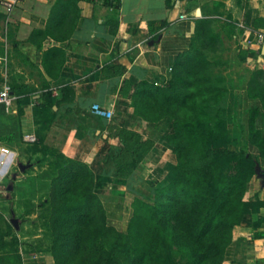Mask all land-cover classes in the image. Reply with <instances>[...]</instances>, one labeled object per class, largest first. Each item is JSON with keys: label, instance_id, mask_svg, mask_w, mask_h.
Instances as JSON below:
<instances>
[{"label": "crops", "instance_id": "obj_1", "mask_svg": "<svg viewBox=\"0 0 264 264\" xmlns=\"http://www.w3.org/2000/svg\"><path fill=\"white\" fill-rule=\"evenodd\" d=\"M119 1L116 8L106 0H80L74 22L66 19L76 10L67 0H21L10 14L0 6V56H10L12 81L36 92L27 102L20 99L32 93H17L10 110L0 108V147L13 151L0 162L5 161L6 169L12 163L14 134L26 140L42 138L92 168L94 191L107 222L122 228L136 197L164 180L177 163L166 139L172 130L170 116L151 121L137 114L138 85H159L170 76L191 48L198 20L216 16V6L226 14L221 17L229 22L226 40L231 42L222 105L238 136L264 140V92L252 81L255 72L263 69L264 45L258 33L264 31V0ZM48 28L54 32L60 28L61 40L36 35ZM54 49L58 52L48 56ZM47 88L60 102L42 129L36 122V107ZM97 105L111 115L98 114ZM114 124L135 130L142 140H153L152 148L137 157L135 171L124 179L118 177L114 160L121 149ZM260 155L259 169L244 196L255 207L238 226L226 264H264V237L251 236L264 229V205L258 204L264 203V178L259 174L264 172V148ZM23 262L55 264V259L51 253H41L26 255Z\"/></svg>", "mask_w": 264, "mask_h": 264}, {"label": "rangeland", "instance_id": "obj_2", "mask_svg": "<svg viewBox=\"0 0 264 264\" xmlns=\"http://www.w3.org/2000/svg\"><path fill=\"white\" fill-rule=\"evenodd\" d=\"M79 1L71 4L76 10L67 21L77 19ZM213 9L216 16H204L197 22L201 33L192 56L186 57L160 87L170 89V82L178 75L177 85L188 93L195 92L200 100L215 92L206 96L210 86L223 84L231 44L226 40V31L230 26L226 17H221L222 13L226 15L224 11L219 6ZM5 57L0 62L1 87L6 81L5 72L11 86L14 83L10 56L7 53ZM204 66L212 77L209 81L202 74ZM184 79L190 82L186 88ZM211 80L214 84H209ZM160 97L163 98L161 93ZM172 99L179 104L175 96ZM186 104L191 107L189 102ZM184 109L179 104V109L171 111L172 133L177 120V132L183 130L181 120L187 118ZM189 114L195 115V112ZM42 117L38 116L39 126ZM12 138L10 147L15 150L12 163L6 169L5 161L0 162V264H24L26 255L41 253H51L55 264H214L215 252L209 245L225 232L228 214L220 209L210 212L213 224L201 233L209 200H202L199 194L196 197L195 187H188L183 179L162 187L145 200L136 197L129 209L127 224L117 228L107 222L92 187L94 171L88 164L45 147L37 139L26 140L19 134ZM176 139L180 140V135ZM21 165L25 168L21 169ZM176 168L177 165L165 178L168 182L178 175ZM198 183L196 178L192 179L196 188ZM12 218L17 219L19 228ZM230 221L234 224L231 234L234 241L238 224L235 216ZM226 262L227 258L223 257L220 264Z\"/></svg>", "mask_w": 264, "mask_h": 264}, {"label": "trees", "instance_id": "obj_3", "mask_svg": "<svg viewBox=\"0 0 264 264\" xmlns=\"http://www.w3.org/2000/svg\"><path fill=\"white\" fill-rule=\"evenodd\" d=\"M67 2L74 3L77 2V0H67ZM106 2L114 5L116 8L120 3L119 0H106ZM48 29L49 30L46 32L37 31L36 35L45 33L61 40L60 30L54 32L51 28ZM200 33L201 28H198L197 25L191 48L179 59L172 71L179 68V65L184 63L186 57L192 56V50L194 46H196ZM57 52L58 50L54 49L48 56L54 55ZM43 65L48 71V74L53 76V73L50 72L48 63L44 61ZM202 74L205 75L207 80L212 79V77L208 75L207 66L203 67ZM177 77L178 75L170 82V89L160 87L158 84L150 82H143L138 85L137 94L134 99V108L137 114L143 116L147 120L157 121L163 116H170L171 111L173 112L179 109L180 104L182 108H185L184 110L187 118L181 120L183 121V130H178L177 132V125L179 126V120H177L178 122L175 121L173 124L175 131L166 135V139L172 146L177 159L176 169L178 175L172 182H168L167 179H164L160 182L152 183L150 188L145 191V194L138 195L137 198L145 200L144 198L146 197L156 195L162 187L166 185L169 187L168 185L170 183H172V185L177 184L178 181H182L183 179L187 182L188 187H195L196 192H198L196 193V197L199 194L202 200H209L208 212L205 213L203 218L205 225L201 228V233L205 228L213 224L209 218L210 212H215L218 209H220V211H226L228 214L226 230L220 237H216L209 245V248L213 249L215 252L214 264H220L223 257L225 259L227 258L234 242L231 239L232 228L234 226L230 221L231 217H236V222L239 226L245 214L249 213L252 208L255 207V203L246 201L244 196L251 186V180L256 173L257 164L261 163L260 150L264 148V140L256 137L248 139L243 137V135L238 136L234 124L229 121L226 107L223 106L222 103H219L220 98H223L226 92L225 73L222 79L223 84H220V86H210L206 92L207 96L215 91L213 93L214 95L212 94L210 97L200 100H198V96H196L195 92L189 91L188 93L184 87L180 88L177 85ZM254 77L252 81H254L255 87H261V89L258 90L264 92L262 86L264 85V69L256 71ZM182 83L186 85L185 88L190 85L188 79H184ZM209 84L214 83L211 80ZM11 87L14 94L24 92L29 96V93H32L29 97L20 99V102H27L29 98H34L36 94L32 88H21L15 83H12ZM160 93L163 98L160 97ZM174 96L179 100V104L172 99ZM41 99L43 102L36 107V122L40 125L38 116L42 115L43 121L40 122V127L43 129L49 120H51L50 113L51 115L54 114V106L59 104L60 99L54 97L53 91L50 88L42 92ZM193 100L194 104H191ZM187 102H189L191 107L186 104ZM213 107H215L214 111L211 110ZM0 108L3 111L6 109L4 104H0ZM190 111L195 112V115H188ZM202 116L205 117L204 120L201 119ZM116 129L121 149L115 155L114 160L118 168V177L124 179L135 171L138 164L137 157L146 154L152 148L153 140H142L141 135L132 129ZM179 135L181 139L177 140L176 137ZM37 140L45 147L60 151L59 149L47 145L40 137H38ZM77 162L81 163L82 161ZM82 163L84 165V162ZM194 178L199 181L198 188H196L197 184H192V179ZM93 179L94 182L92 187L94 188L95 174H93ZM258 204L264 205L263 202H259ZM101 207L104 211L102 203ZM104 215L106 216L105 211ZM199 223L200 221H198L197 224ZM257 224H260V222ZM251 236L264 237V229L254 231ZM204 260H210V258H205Z\"/></svg>", "mask_w": 264, "mask_h": 264}, {"label": "built area", "instance_id": "obj_4", "mask_svg": "<svg viewBox=\"0 0 264 264\" xmlns=\"http://www.w3.org/2000/svg\"><path fill=\"white\" fill-rule=\"evenodd\" d=\"M20 1L21 0H0V6L2 7V9L4 10L5 13L10 14L13 11V9L15 8V6ZM258 39H259V42L261 43V45H264V31L263 30L259 31ZM263 56H264V54H263ZM2 60H6V57L0 56V62ZM262 68L264 69V57L262 60ZM4 75H5L6 81H5L4 85L0 88V104H4L6 110H10L12 108L14 99L16 98V94H14L12 92V87L8 81L9 79H8L7 72H5ZM94 108L96 109L98 114L107 115V116L111 115L110 111L103 109V108L99 107L98 105L95 106ZM32 140H35V138L32 137ZM9 152L13 153V151H11V149H9L7 147H4V146L0 147V158Z\"/></svg>", "mask_w": 264, "mask_h": 264}, {"label": "water", "instance_id": "obj_5", "mask_svg": "<svg viewBox=\"0 0 264 264\" xmlns=\"http://www.w3.org/2000/svg\"><path fill=\"white\" fill-rule=\"evenodd\" d=\"M263 53H264V48H263ZM25 166L21 165V169H24ZM259 169V167L257 166V170ZM259 174L264 178V172L259 171ZM16 175L14 174L13 178H15ZM12 222L14 223L16 228H19V224L16 218H12Z\"/></svg>", "mask_w": 264, "mask_h": 264}]
</instances>
